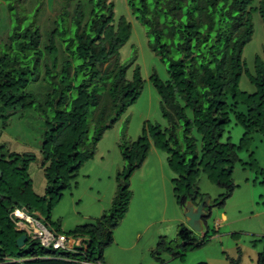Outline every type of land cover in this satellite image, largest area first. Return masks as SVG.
Wrapping results in <instances>:
<instances>
[{
	"label": "trees",
	"instance_id": "trees-1",
	"mask_svg": "<svg viewBox=\"0 0 264 264\" xmlns=\"http://www.w3.org/2000/svg\"><path fill=\"white\" fill-rule=\"evenodd\" d=\"M125 5L143 27L146 47L165 67L164 80L154 72L147 80L166 126L143 123L133 142L120 144L122 168L115 173L109 209L65 234L52 228L50 210L78 168L92 158L103 132L136 101L144 85L138 66L127 78V65L118 59L131 24L122 16L114 19L108 0H88L85 8L75 3L71 12L63 9L44 36L38 28H21L16 18L3 40L2 127L17 110H27L40 118L43 131L37 157L7 151L0 144V264H103V249L112 243V231L127 211L128 178L151 148L163 155L173 175L172 193L180 209L186 201L194 207L201 201L196 188L200 174L224 189L214 203L221 208L235 188L231 173L241 163L238 152L246 150L253 134L264 141V47L253 55L250 70L241 59L253 33L254 15L264 35V0H125ZM242 74L253 86L251 93L238 89ZM31 83V89H26ZM230 123L242 130L236 145L223 138ZM91 124L90 141L84 143ZM32 163L45 180L41 196L31 192L27 169ZM258 174L264 207V171ZM14 210L54 236L80 240L85 250L42 246L26 234L27 228L13 229ZM209 210L203 207L201 239L182 225L177 231L181 244L170 248L158 238L155 253L150 252L156 264L164 263L155 256L159 253L173 260L207 242ZM23 234L26 241L17 247L15 240ZM253 243L259 247L255 264H264V235Z\"/></svg>",
	"mask_w": 264,
	"mask_h": 264
},
{
	"label": "rangeland",
	"instance_id": "rangeland-1",
	"mask_svg": "<svg viewBox=\"0 0 264 264\" xmlns=\"http://www.w3.org/2000/svg\"><path fill=\"white\" fill-rule=\"evenodd\" d=\"M87 1L0 0V47L16 18L21 28L27 25L38 28L44 36L52 23L58 21L63 9L71 12L75 3L85 8ZM108 1L113 4L114 19L122 16L131 24L128 41L118 49L119 62L127 65V78H130L131 70L138 66L144 85L136 101L126 108L111 128L103 132L95 144L92 158L78 168L70 179L68 189L50 210L52 228L56 226L61 234L92 223L109 209L116 188L115 173L122 168L120 144L133 142L139 136L143 123L166 126L159 114L158 97L147 80L152 72L164 80L165 67L146 47L144 29L129 14L125 0ZM253 24L251 39L241 55L246 70L251 69L253 55L264 47L262 26L256 15L253 16ZM31 87L32 83L26 89ZM238 89L246 93L253 90L244 74L240 76ZM2 120L0 144H4L7 151L37 157L43 131L40 118L31 111L17 110L6 119L4 127ZM225 132L223 138L228 137L229 142L235 145L242 136V130L231 123ZM91 134L92 124L88 125L84 143L90 141ZM238 158L241 163H236L231 173L235 188L221 208L214 203L224 189L209 183L202 174L196 182L201 200L205 198V206L210 207L205 220L206 233L210 238L200 248L188 251L180 258L171 260L165 253L155 255L164 261L163 264H229V260L255 264L259 247L253 242L264 235V207L259 197L263 196V189L258 184V173L264 171L263 139L257 134L250 136L246 150L239 151ZM163 159L160 152L151 148L128 178L130 198L127 211L112 231V243L103 249V264H156L150 252H154L158 238H163L170 248L181 244L178 226H187L182 209L175 204L171 183L173 175ZM27 177L31 192L41 196L45 180L36 163L28 166ZM14 221V230L18 223L24 224L17 218ZM201 234L193 232L196 240L201 239ZM97 255L96 252L94 256Z\"/></svg>",
	"mask_w": 264,
	"mask_h": 264
},
{
	"label": "water",
	"instance_id": "water-1",
	"mask_svg": "<svg viewBox=\"0 0 264 264\" xmlns=\"http://www.w3.org/2000/svg\"><path fill=\"white\" fill-rule=\"evenodd\" d=\"M206 199L201 200L196 207H194L189 201H186L182 213L185 219L186 226L195 233H200L203 229L201 223V217L203 216V207H206ZM207 208V207H206ZM26 241V236L23 234L15 240L17 247H22ZM85 250V247H81L79 244H73L70 246V250L78 251Z\"/></svg>",
	"mask_w": 264,
	"mask_h": 264
},
{
	"label": "built area",
	"instance_id": "built-area-1",
	"mask_svg": "<svg viewBox=\"0 0 264 264\" xmlns=\"http://www.w3.org/2000/svg\"><path fill=\"white\" fill-rule=\"evenodd\" d=\"M11 216L19 220L26 221L29 224V229L26 230V233L28 235H31L32 239H37L42 246L51 245L54 249L64 248L66 246V240L64 237L60 235L54 236L50 234L38 223H36L35 221H30L29 218L23 216L21 212L14 210L11 213Z\"/></svg>",
	"mask_w": 264,
	"mask_h": 264
},
{
	"label": "clouds",
	"instance_id": "clouds-1",
	"mask_svg": "<svg viewBox=\"0 0 264 264\" xmlns=\"http://www.w3.org/2000/svg\"><path fill=\"white\" fill-rule=\"evenodd\" d=\"M17 211H19V210H17ZM20 212V211H19ZM22 215L23 216H25L23 213H22ZM25 217H27V216H25ZM27 218H29V217H27ZM29 220L30 221H33V220H31L30 218H29ZM23 222H24V224H22V223H19V225L21 224L23 227H24V229L25 228H27V230L29 229V224L26 222V221H24V220H22ZM36 222V221H35ZM37 223V222H36ZM18 225V226H19ZM40 225V224H39ZM41 226V225H40ZM44 228V227H43ZM45 229V228H44ZM21 230H23V229H21ZM46 230V229H45ZM27 234V233H26ZM66 240V239H65ZM75 240L76 239H69V240H66V246L64 247V248H67L68 250H70V246L71 245H73V244H79L80 246H81V244L79 243V242H75ZM71 244V245H70Z\"/></svg>",
	"mask_w": 264,
	"mask_h": 264
},
{
	"label": "crops",
	"instance_id": "crops-1",
	"mask_svg": "<svg viewBox=\"0 0 264 264\" xmlns=\"http://www.w3.org/2000/svg\"><path fill=\"white\" fill-rule=\"evenodd\" d=\"M222 218H224V216H222ZM19 225V224H18ZM17 225V229L21 230V229H24V227L20 224L19 226ZM75 242H79L80 243V240L76 239ZM81 244V243H80ZM71 245V244H70Z\"/></svg>",
	"mask_w": 264,
	"mask_h": 264
}]
</instances>
